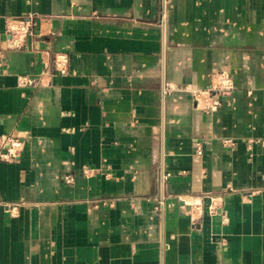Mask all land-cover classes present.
<instances>
[{
	"label": "crops",
	"instance_id": "obj_1",
	"mask_svg": "<svg viewBox=\"0 0 264 264\" xmlns=\"http://www.w3.org/2000/svg\"><path fill=\"white\" fill-rule=\"evenodd\" d=\"M0 52V264H264V0H0Z\"/></svg>",
	"mask_w": 264,
	"mask_h": 264
},
{
	"label": "built area",
	"instance_id": "obj_2",
	"mask_svg": "<svg viewBox=\"0 0 264 264\" xmlns=\"http://www.w3.org/2000/svg\"><path fill=\"white\" fill-rule=\"evenodd\" d=\"M34 18L32 16H26L21 19H12L8 21L6 27V34L9 36L8 47L10 49H18L22 47L23 40L30 35L32 27L34 25ZM65 59L63 57H55L53 61V69L55 72L59 74L66 73L65 67ZM2 53L0 52V70L2 68ZM34 79L28 77H20L19 83L21 85H32L34 83ZM232 89V85L227 80L221 81L217 83L215 86L208 88L202 94L206 95L208 101L203 104L202 110L204 111H214L220 106V98L222 95L226 94ZM200 94L194 95L193 99L196 103H198V98ZM7 146L3 149V146L6 144ZM0 161L4 162H13L17 156L19 151L21 150V142L17 138H6L0 139ZM64 181L69 182V178H64ZM3 209L5 212H8L10 215H13L17 206L13 204L4 203L0 197V210ZM158 208H156L157 210Z\"/></svg>",
	"mask_w": 264,
	"mask_h": 264
}]
</instances>
